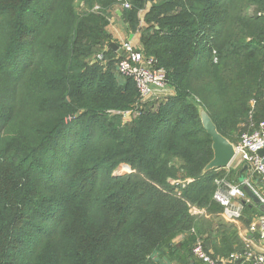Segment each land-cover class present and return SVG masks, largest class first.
I'll list each match as a JSON object with an SVG mask.
<instances>
[{
    "label": "trees",
    "instance_id": "16d2710c",
    "mask_svg": "<svg viewBox=\"0 0 264 264\" xmlns=\"http://www.w3.org/2000/svg\"><path fill=\"white\" fill-rule=\"evenodd\" d=\"M129 1L175 91L160 101L118 71L116 0H0V264H206L198 237L214 257L243 249L200 112L232 142L264 121V0Z\"/></svg>",
    "mask_w": 264,
    "mask_h": 264
},
{
    "label": "built area",
    "instance_id": "2783aa9c",
    "mask_svg": "<svg viewBox=\"0 0 264 264\" xmlns=\"http://www.w3.org/2000/svg\"><path fill=\"white\" fill-rule=\"evenodd\" d=\"M120 9L130 8L129 0H116ZM98 8V7H96ZM122 55L117 60L118 71L125 77L132 78L145 101L154 95L157 87H168L166 72L158 67L156 59L134 45L131 41L121 44ZM97 58L103 59L104 54ZM255 101H252L254 107ZM252 119V117H251ZM236 155L226 170L241 172L243 180L229 181L226 178L216 179L218 187L214 191L213 199L222 206L221 215L227 222L239 224L246 217V207L251 205L254 211L250 216L244 233L239 234L243 242V249L236 250L227 256L214 257L205 245L202 237H198L192 247V254L206 264H264V121L258 123L250 121L247 130L243 131L235 143ZM244 167H247L244 169ZM244 187H248L258 197L255 203ZM195 214L204 211L192 209Z\"/></svg>",
    "mask_w": 264,
    "mask_h": 264
},
{
    "label": "water",
    "instance_id": "95a60500",
    "mask_svg": "<svg viewBox=\"0 0 264 264\" xmlns=\"http://www.w3.org/2000/svg\"><path fill=\"white\" fill-rule=\"evenodd\" d=\"M111 46L116 47V45L113 43L111 44ZM200 118L203 128L211 137L213 150V158L205 166L204 173L214 169H224L229 167L236 155L235 143L230 141L226 136L220 133L216 124L214 123L207 111L201 110ZM259 153L264 154V149L259 151ZM246 168L247 167H244V169ZM240 180H243V177H241ZM244 188L248 195L252 197L253 201L255 203H258L259 199L252 192V190L248 187ZM262 209L264 210V207H262Z\"/></svg>",
    "mask_w": 264,
    "mask_h": 264
},
{
    "label": "rangeland",
    "instance_id": "374dc122",
    "mask_svg": "<svg viewBox=\"0 0 264 264\" xmlns=\"http://www.w3.org/2000/svg\"><path fill=\"white\" fill-rule=\"evenodd\" d=\"M111 18V17H110ZM112 20V19H111ZM111 27L112 26H110L109 27V30H108V27H107V30H108V32L110 33V36H111V38L112 39H117L118 37H117V35H116V33H115V29L113 28V31L114 32H112L111 31ZM5 31V29L3 28L2 29V33ZM117 37V38H116ZM121 40H125V38L124 39H121ZM125 41H123V43H124ZM111 44H112V42H111ZM122 44V43H121ZM121 44L119 45V46H121ZM139 47V46H138ZM140 48V47H139ZM108 49V46L107 45H102V46H100V48H99V50L97 49L96 51V54L92 57V58H90V62H93V61H100L101 59H99V58H97V55L98 54H101V53H104L106 50ZM140 49H142L143 50V48H140ZM144 51V50H143ZM146 54V53H145ZM122 55V51H121V49H119L118 50V56L116 57V59H119V57ZM103 59H105V55H104V58ZM156 62H157V60H156ZM116 65H117V61H116ZM168 87L166 86V87H163V88H155L154 89V95H156L157 93H163V92H165V89H167ZM172 88V87H171ZM173 89V88H172ZM170 96V95H169ZM169 96H165V95H160V96H156L158 99L157 100H155L154 98H152V97H149V98H147L145 101L141 98V96H140V98H139V102L140 103H146V102H152V101H160L161 99H163V98H166V97H169ZM138 106H139V104H138ZM139 109L140 108H137L136 107V109H134V110H130V111H125V112H122L121 114H122V118H123V123H125V122H128V121H131L133 118H135L139 113H140V111H139ZM110 113H109V119H111V117H112V115L113 114H115V113H119L118 111H109ZM239 134V132H237V133H235L234 135H233V142L234 143H236L237 142V139H238V135ZM61 156V155H60ZM131 171V169H130V167H129V165H127L126 163H121V164H119L117 167H116V169H115V171H114V173L116 174V175H123V174H126V173H128V172H130ZM224 171V170H223ZM224 172H226L227 173V179L228 180H232L234 177H235V170H233V169H231V170H225ZM223 173V172H222ZM232 177V178H231ZM191 181V180H190ZM192 213H194V211H192ZM221 213H222V211H221ZM249 216L248 215H246V217L244 218V220L243 221H241L239 224L237 223V224H233L232 222H227V223H229V224H231V225H234L235 227H236V229H237V232H238V234H241V233H244V231H245V229L247 228V225H248V218Z\"/></svg>",
    "mask_w": 264,
    "mask_h": 264
},
{
    "label": "crops",
    "instance_id": "0c3cea01",
    "mask_svg": "<svg viewBox=\"0 0 264 264\" xmlns=\"http://www.w3.org/2000/svg\"><path fill=\"white\" fill-rule=\"evenodd\" d=\"M151 5V2L148 3V8ZM115 10L112 12L111 18H110V23L108 25V30L109 27H111V31H113V28L115 29V33L117 35V39H113L112 43L116 45V43L118 44L115 49L119 50L120 49V44L123 43V41H131L134 43V45H136L137 47L139 46L140 48H142V43H141V33L140 32H131L130 30H128L127 25L125 23V21L123 20L122 16V9L119 8V6L116 4ZM147 11V10H146ZM145 12H142V18L144 17ZM112 19V20H111ZM125 40H121L124 39ZM175 91L168 86L167 89H165V92L163 93H157V96L160 95H165V96H171L174 95ZM231 181H240V179H234ZM240 236V235H239ZM183 235H180L176 238V242L180 241L183 239ZM211 251V250H210ZM219 257H223L222 255H220ZM174 264V263H173Z\"/></svg>",
    "mask_w": 264,
    "mask_h": 264
}]
</instances>
